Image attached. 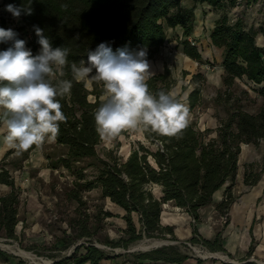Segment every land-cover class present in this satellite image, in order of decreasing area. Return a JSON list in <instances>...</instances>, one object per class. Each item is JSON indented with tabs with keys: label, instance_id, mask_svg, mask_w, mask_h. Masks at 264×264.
<instances>
[{
	"label": "trees",
	"instance_id": "1",
	"mask_svg": "<svg viewBox=\"0 0 264 264\" xmlns=\"http://www.w3.org/2000/svg\"><path fill=\"white\" fill-rule=\"evenodd\" d=\"M4 1L20 8L28 3V0ZM191 1L192 6L186 7L183 0H31L32 14L21 12L20 17L27 25L44 29L53 48L70 49L69 64L64 69L65 75L60 78L72 81L73 86L69 95L58 98L66 121L60 123L59 136L53 142L54 146L63 149V153L55 160H47L49 169L64 170L75 179L66 197L77 205L78 218L70 221L72 234L61 241L62 249L80 239H86V243L77 246L69 256L51 264H101L117 259H123L121 264H184L190 259L176 246L136 255L124 253L113 256L93 246L91 241L101 231L103 220L113 217L109 212H99L94 217V224L88 227V216L84 212L86 203L82 194L94 189H99L102 198L123 211L121 219L125 224L117 238H105L104 241L97 238L98 243L128 250L131 244L143 238L166 239L168 236L175 241L173 228L160 225L164 205L171 204L193 220L190 244L203 245L210 252H225L221 233L212 240H205L198 235L196 225L201 221V210L208 206H213L222 218L227 217L235 200L232 190L238 171L240 146H257L259 142H264V48L256 44L257 36L264 35V30L249 26L242 12L237 15L234 13L240 9L248 11L261 0ZM197 5L206 6L216 14L208 39L211 46L221 52L223 75L222 88L217 91L213 102L223 107L226 117L219 120L215 137L207 140L209 130L201 133L194 124L189 123L179 139L163 137L151 130L143 131L150 147L158 144L154 150L138 143L125 160L116 157L108 149H101L99 155L97 147L101 144V136L97 131L94 112L104 102L106 94L102 83L93 81L88 89L85 80H77L71 70L72 63L77 67L82 66V62L87 61L88 51L95 50L102 42L109 43L114 53L118 48L138 50L146 46L147 60L154 61L167 41V31L180 28L182 36L178 45L183 54L201 65L202 57L197 47L188 40L193 35ZM37 40L34 32L30 44L33 52L40 48ZM10 46L11 43H0V51ZM182 75L188 73L183 72ZM57 77H53V80ZM236 80L245 81L253 87L262 102L257 113L244 110L241 101L242 97H247L246 91L242 92L241 97L233 94ZM189 82L193 86L187 96L190 113L200 106L202 86L206 79L198 72L190 76ZM147 83L154 94L158 91L170 92L176 85V79L165 67L163 72L153 75ZM2 123L0 120V125ZM123 134L124 131L120 135ZM35 148L33 146L25 151L20 163ZM16 151L14 149L10 153ZM82 163H86V166H77ZM88 168L94 171L90 179L85 174ZM263 172L264 156L259 163L245 166L244 185H256ZM0 184L9 188L7 194L0 196V238L15 240L20 189L2 164ZM153 186L160 189L158 196L151 192ZM222 190V199L214 201V195ZM253 250L254 246L250 245L245 256L236 262L255 264L247 262ZM13 259V256L0 251V260L4 264H14ZM192 259L194 264L206 263Z\"/></svg>",
	"mask_w": 264,
	"mask_h": 264
},
{
	"label": "rangeland",
	"instance_id": "2",
	"mask_svg": "<svg viewBox=\"0 0 264 264\" xmlns=\"http://www.w3.org/2000/svg\"><path fill=\"white\" fill-rule=\"evenodd\" d=\"M7 5L8 3L4 0H0V28L5 30L12 29L17 33V39L26 42V48L31 50L33 55L38 54L40 48H38L36 52H33L30 48V44H32L34 38L33 28L27 25L20 16L14 17L10 12L6 11ZM183 5L191 7L192 1L183 0ZM239 12H242L241 14H243V18L247 21L249 26H253L256 30H264V0H261L248 11H245V9L244 12L242 9L234 11L236 15L240 14ZM194 15L193 37H190L188 40L191 44H195L198 50H201L203 57L201 64L203 66L202 72L208 73V75L212 77L210 79L206 78V82L202 86L200 106L189 113L188 120L189 123L194 124L196 130L201 133H205L206 130H209L210 133L206 137L208 140L215 137L214 131L217 127L216 119L220 120L226 117L223 107L216 106L213 102L218 88H221V82L219 80L220 51L214 49L208 40V33L216 18V14L206 6L197 5ZM166 35L167 41L163 46V50L160 51L159 56L152 62V65H155L156 69H158L157 65L160 64L161 66L168 65L171 67V73L176 79V85L169 93L176 94L180 101L184 103L187 101V96L193 88L189 80L190 76L194 74L188 73V75L183 76L181 72H179V69L181 67L188 68V64L190 68L198 69V72L201 69L199 66L196 67L193 63L184 60V58L180 56V47H177L178 44H180L182 36L180 30L167 31ZM256 44L264 48V35L259 34L257 36ZM164 49H166V51ZM177 71L179 73H177ZM151 72H154V70H151ZM85 85L90 89L91 86H89L88 80H85ZM232 91L237 97H241L242 92L246 91L247 97H242L241 101L244 110L252 114L259 111L262 102L257 97L251 85H248L245 81L236 80V85L233 87ZM89 99L92 100V98ZM2 125L3 123L1 126ZM6 134L7 130L0 133V146ZM138 143L150 147L149 143L144 139L143 131L125 130L123 135H119L116 138L101 136V144L97 147V151L99 155H101V149L112 150L116 157L125 160L131 150L138 146ZM157 147L158 144H155L150 148L154 150ZM38 150L41 156H33V161H30L29 156V158L23 160L21 163V156H17L16 153L11 154L8 152L7 154H0V164L9 172V175L15 182V186L20 189L19 222L15 228L17 239L0 238V251L13 256L14 259L12 261L14 264H18L19 262L21 264H51L53 261H58L63 257L69 256L71 252L74 251L72 248L75 245L86 243V239H80L70 247L62 249L61 241L64 238L66 239L68 234H72L69 227L70 221L78 218L76 213L77 205L75 202L69 201L66 197V193L73 188L75 179L64 170L53 171L51 169H49V172H46L47 175L42 179L40 176L46 166L48 167L49 165L47 158L55 160L63 153V149L54 146V143L46 142L42 147L38 148ZM77 166L83 167L86 166V163ZM85 174L87 178L90 179L94 171L88 168ZM150 190L155 196H158L160 193V189L156 186L151 187ZM8 192L9 188L0 184V196ZM82 198L86 203L84 212L88 216L87 225L89 228L94 224V217L99 212H109L113 215V217L103 220L101 231L95 237V240L93 238L91 241L93 246L99 247L98 249L110 256L124 254L123 252L133 250L132 247L141 242L158 240L172 242V246L178 247L182 253L204 262L227 263L228 261H234L223 252H210L206 247L200 244H190L189 242L177 243L170 240L168 236L166 239L143 238L141 241L131 244L128 250L110 248L104 244L98 243L96 239L99 238L101 241H104L105 238L115 239L120 235V230L125 227L121 215L119 214L121 211L108 199L102 198L99 189L83 193ZM167 205L170 207L165 210L167 212H174L171 208L172 205ZM203 211H210V206L205 207ZM101 217H103V215ZM226 220L227 217L220 218L221 223L219 229L226 224ZM186 243H189L191 248ZM1 246H6L11 249L12 252L1 248ZM192 248H194V250ZM196 249L201 253H197L195 251ZM19 251L33 256L34 260L18 255L17 253ZM142 253L144 252L136 251L132 254L136 255ZM203 253L220 254L221 257H219L218 260L212 259L211 257L205 258ZM259 262L264 263L263 260ZM0 264H4V262L0 260Z\"/></svg>",
	"mask_w": 264,
	"mask_h": 264
},
{
	"label": "clouds",
	"instance_id": "3",
	"mask_svg": "<svg viewBox=\"0 0 264 264\" xmlns=\"http://www.w3.org/2000/svg\"><path fill=\"white\" fill-rule=\"evenodd\" d=\"M30 4L31 0L23 8L8 4L5 10L14 17L21 12L31 15ZM33 29L40 45L36 55L12 29L0 28V43L12 42L0 51V120L7 130L4 142L17 150V156L56 141L60 123L66 121L58 98L69 95L73 86L60 78L69 64L70 49L53 48L44 29L36 25ZM71 70L77 80H88L89 86L93 81L103 85L105 100L94 112L101 136L116 138L125 130H151L179 139L188 127L189 108L176 94L150 90L147 82L154 73L146 46L118 48L114 53L109 43L102 42L88 51L82 66L72 63Z\"/></svg>",
	"mask_w": 264,
	"mask_h": 264
},
{
	"label": "crops",
	"instance_id": "4",
	"mask_svg": "<svg viewBox=\"0 0 264 264\" xmlns=\"http://www.w3.org/2000/svg\"><path fill=\"white\" fill-rule=\"evenodd\" d=\"M178 30H180L182 33V30L180 28H176L174 30H168V31L170 32V31H178ZM177 47L180 46L178 45ZM161 50H163V47ZM164 50L166 51V49ZM198 51L202 57L201 50ZM180 56L184 58V60L193 63V65H195L196 67L199 66L201 69L199 70V72L201 74L204 73L202 72L203 66L199 65L198 63L194 62L186 55H184L181 47H180ZM148 62L150 64V71L154 70L153 72L154 75L156 73H161V71L163 72L165 67H167L170 71L172 70L170 66L168 65L161 66V64L157 65L158 69H156L155 65L154 66L152 65L153 61H148ZM220 64H221V52H220ZM219 69H220L219 80L221 82V88H222L221 77L223 75V70L220 65H219ZM179 72H181V74H183V72L196 74L198 73V69L190 68L188 64V68L181 67L179 69ZM179 72L177 71V73ZM203 75L205 76V79L206 78L210 79L212 77L211 75H208V73H204ZM221 88H218V90ZM184 103L188 106L187 101H185ZM216 121L218 127L219 120L216 119ZM5 130L6 127L4 126V124L2 126L0 125V133H3ZM14 149L15 148L8 146L3 141L0 146V154L1 155L4 153L7 154L8 152H11ZM37 155L41 156L38 148H35L30 152L29 155L30 158L29 156L28 158L31 161L33 156L36 157ZM263 156H264V142L262 141L259 142L257 146L251 144L249 145L242 144L240 146V154L238 156V171L236 175L235 185L232 190L235 200L228 211L226 224L219 229L221 223L220 222L221 216L217 214L213 206H210V211L204 212L203 210L205 208L202 209V211L200 212L201 221L199 224L196 225L198 235L205 240H212L215 238V236L218 233H221V238L223 239V248L225 250V252L223 253L234 261L236 260L238 261L242 259L245 256L246 252L248 251L250 245L254 246L252 257L250 259H254L256 262H259L260 260L264 261V172L261 174L260 179L256 183V185L252 187H248L245 186L243 183L245 166L250 163H259ZM46 172H49V168L47 166L45 170H43V173L40 176L42 177V179L47 175ZM222 195H223V190L217 192L216 196L214 195V201L216 202L220 201L222 199ZM169 207H170L169 205H164L163 212L161 213L160 216V225L162 227L173 228V236L175 238L174 242L177 243L189 242V240L192 237L193 220L188 214L173 206H171V208L174 210V212L172 211L167 212L165 209ZM119 210L121 211V213L119 214L122 217L123 211L121 209ZM122 262L123 259H117L115 261H103L101 264H121ZM124 264H130V263L126 262ZM142 264H168V263L143 262ZM184 264H194V260L192 259V257H190V259L187 260ZM204 264H219V262L216 263L206 262Z\"/></svg>",
	"mask_w": 264,
	"mask_h": 264
},
{
	"label": "bare ground",
	"instance_id": "5",
	"mask_svg": "<svg viewBox=\"0 0 264 264\" xmlns=\"http://www.w3.org/2000/svg\"><path fill=\"white\" fill-rule=\"evenodd\" d=\"M163 241H158V240H154V241H145V242H141V243H139L138 245H136V246H134V247H132L134 250H137V251H145L146 249H148L149 247H151V246H157V245H160L161 243H162ZM1 248H4L5 250H7V251H9V252H12V250L11 249H9V248H7L6 246L5 247H2L1 246ZM197 253H201V252H199V250H195ZM16 253V252H15ZM18 255H20V256H22V257H24V258H27V259H31V260H34V257L33 256H30V255H27V254H25L24 252H21V251H19L18 253H17ZM203 256L205 257V258H207V257H211V258H219V257H221V255L220 254H209V253H203Z\"/></svg>",
	"mask_w": 264,
	"mask_h": 264
},
{
	"label": "water",
	"instance_id": "6",
	"mask_svg": "<svg viewBox=\"0 0 264 264\" xmlns=\"http://www.w3.org/2000/svg\"><path fill=\"white\" fill-rule=\"evenodd\" d=\"M82 243H79L77 245H75L72 249L74 250L77 246L81 245ZM173 243L172 242H168V241H163L160 245H157V246H151L149 247L148 249H146L145 251H143L144 253L145 252H150L152 250H155V249H159V248H162V247H166V246H170L172 245ZM96 248H99L97 246H95ZM137 250H128L127 252H123V253H134L136 252ZM10 254H13V253H10ZM14 255V254H13ZM212 259H217V258H212ZM247 262H254L255 264H264V263H260V262H256L254 259H249L247 260ZM227 263L229 264H238L237 262H234V261H228Z\"/></svg>",
	"mask_w": 264,
	"mask_h": 264
},
{
	"label": "built area",
	"instance_id": "7",
	"mask_svg": "<svg viewBox=\"0 0 264 264\" xmlns=\"http://www.w3.org/2000/svg\"><path fill=\"white\" fill-rule=\"evenodd\" d=\"M9 43H12V42H9ZM189 247H190V244L189 243H186ZM191 248V247H190ZM194 250V248H192Z\"/></svg>",
	"mask_w": 264,
	"mask_h": 264
}]
</instances>
